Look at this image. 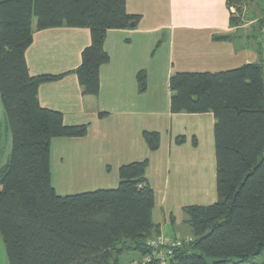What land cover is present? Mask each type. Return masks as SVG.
<instances>
[{
  "label": "trees",
  "instance_id": "obj_1",
  "mask_svg": "<svg viewBox=\"0 0 264 264\" xmlns=\"http://www.w3.org/2000/svg\"><path fill=\"white\" fill-rule=\"evenodd\" d=\"M246 0H228L238 24ZM126 0H0V97L12 136L0 167V233L9 264H121L138 252L145 264H264V65L247 63L219 72H175L169 81L173 113L212 112L218 199L183 208L191 240L152 246L155 194L148 160L120 168L115 188L60 195L51 180V141L84 137L88 124L67 125L62 112L40 104L41 84L63 74H30L26 50L37 30L89 28L91 42L74 70L84 95L100 92V69L110 60L109 30L135 28ZM264 19L259 20V30ZM225 37H220L223 39ZM228 38V37H227ZM263 52V51H262ZM140 91L146 74H137ZM100 112L99 116H106ZM150 150L160 133L144 132ZM183 141L184 138H179ZM180 238V237H177ZM171 254L166 260L156 253Z\"/></svg>",
  "mask_w": 264,
  "mask_h": 264
},
{
  "label": "crops",
  "instance_id": "obj_2",
  "mask_svg": "<svg viewBox=\"0 0 264 264\" xmlns=\"http://www.w3.org/2000/svg\"><path fill=\"white\" fill-rule=\"evenodd\" d=\"M126 9L140 18L135 28L108 31L104 48L110 60L100 69L97 96L84 95L74 73L91 30H37L33 20V42L26 50L30 74H63L40 85V104L62 112L67 125L88 124L84 137L52 139V184L60 195L115 188L123 165L147 159L155 194L152 220L160 230L154 240L191 236L183 208L218 199L215 117L173 113L170 77L264 65V26L259 30L264 0H246L238 24L231 22L234 7L228 0H126ZM140 71L146 74L144 91ZM0 115L6 117L1 97ZM145 131L160 133L157 150H150ZM126 262L145 264L138 252L122 255L121 264Z\"/></svg>",
  "mask_w": 264,
  "mask_h": 264
},
{
  "label": "rangeland",
  "instance_id": "obj_3",
  "mask_svg": "<svg viewBox=\"0 0 264 264\" xmlns=\"http://www.w3.org/2000/svg\"><path fill=\"white\" fill-rule=\"evenodd\" d=\"M234 12L237 14V9L234 7ZM250 18V17H248ZM12 148V136L8 129L7 119L4 115H0V167L8 160ZM205 203H211V199L206 200ZM213 203V202H212ZM191 236H184L180 238H188ZM177 238V237H176ZM175 239V238H173ZM153 241H157L152 239ZM237 260H234L236 262ZM259 263L264 262V253L256 258ZM232 262V264H235ZM0 264H9L5 244L0 233ZM128 264V262H126Z\"/></svg>",
  "mask_w": 264,
  "mask_h": 264
},
{
  "label": "built area",
  "instance_id": "obj_4",
  "mask_svg": "<svg viewBox=\"0 0 264 264\" xmlns=\"http://www.w3.org/2000/svg\"><path fill=\"white\" fill-rule=\"evenodd\" d=\"M190 240H191L190 237L185 239V241H190ZM149 243L152 246H155V247H159L161 245H163V246H165V245L178 246V245H181L183 243V239H181V238H175V239H164V238H161V239H158L157 241H150ZM169 254H171L170 250H168V252L166 254L160 252V253H156L155 255L158 258H161L162 260H166Z\"/></svg>",
  "mask_w": 264,
  "mask_h": 264
}]
</instances>
